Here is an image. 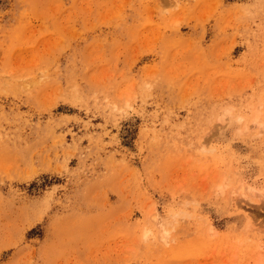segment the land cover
<instances>
[{
    "label": "rangeland",
    "instance_id": "374dc122",
    "mask_svg": "<svg viewBox=\"0 0 264 264\" xmlns=\"http://www.w3.org/2000/svg\"><path fill=\"white\" fill-rule=\"evenodd\" d=\"M0 264H264V0H0Z\"/></svg>",
    "mask_w": 264,
    "mask_h": 264
},
{
    "label": "bare ground",
    "instance_id": "6f19581e",
    "mask_svg": "<svg viewBox=\"0 0 264 264\" xmlns=\"http://www.w3.org/2000/svg\"><path fill=\"white\" fill-rule=\"evenodd\" d=\"M255 120H256V118H255ZM251 190H252V189H251ZM252 191H253V190H252ZM252 191H251V192H252Z\"/></svg>",
    "mask_w": 264,
    "mask_h": 264
}]
</instances>
